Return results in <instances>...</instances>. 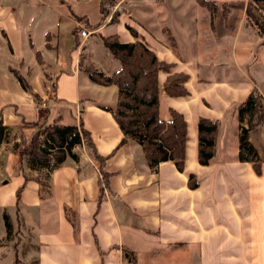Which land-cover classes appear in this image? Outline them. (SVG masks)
<instances>
[{
  "label": "crops",
  "instance_id": "0c3cea01",
  "mask_svg": "<svg viewBox=\"0 0 264 264\" xmlns=\"http://www.w3.org/2000/svg\"><path fill=\"white\" fill-rule=\"evenodd\" d=\"M85 1L0 0V264H264V159L259 174L236 160L233 116L252 88L264 89V32L243 56L234 46L239 40H247V46L248 34L242 19H231L236 10L243 14V6L224 0H205L220 1L215 8L195 0H132L121 21L124 28L102 35L107 23H90ZM115 1L120 7L126 0ZM77 24L95 31L91 36L100 48L101 36L116 34L122 43L137 39L159 61L172 64L171 72L188 76L189 95L182 98L166 96V75H157L158 117L166 121L171 109L186 124L182 172L171 162L151 169L139 145L119 144L122 133L105 110L114 108L117 89L92 83L83 70L90 64L109 76L118 66L103 47L95 53L90 38L78 47L77 38L74 46ZM226 61L252 65L261 76L242 85L197 79V63L214 68ZM206 89H213L209 98L214 100L205 102ZM228 107L231 123L216 141L219 158L199 166L196 121L220 123ZM55 119L62 126L80 121L101 161L81 144L73 148L76 159L65 157L47 172L13 152L20 138L28 144L39 127ZM257 139L263 148L264 133ZM229 141L230 158L221 156Z\"/></svg>",
  "mask_w": 264,
  "mask_h": 264
},
{
  "label": "trees",
  "instance_id": "16d2710c",
  "mask_svg": "<svg viewBox=\"0 0 264 264\" xmlns=\"http://www.w3.org/2000/svg\"><path fill=\"white\" fill-rule=\"evenodd\" d=\"M195 2L204 8L215 6L213 2L205 0ZM115 4H117L115 0H99L100 21H104L107 16L110 17L106 25L117 23L119 11L114 10L110 13ZM245 14L259 32H264V0H247ZM76 21L81 22L82 19L77 18ZM83 25L87 24L83 22ZM92 27L90 26L91 29ZM126 30L136 38L132 29L126 26ZM77 31L78 28L73 27L74 46L77 44ZM100 40L103 49L117 62V70L109 76L98 72L90 64L84 65L83 70L92 83L101 86L113 85L117 89L114 108L105 110L110 113L122 133L119 144L128 141L139 145L144 160L151 169L159 163L171 162L178 172H182L187 140L186 124L183 116L171 109L168 110L166 121L158 117L157 75L160 72L166 75L162 84L166 96L182 98L189 95L185 88L188 76L171 72L172 64L159 61L154 52L137 39L131 43H122L116 34H112L101 36ZM16 78L19 79L17 76ZM233 116L238 130L236 160L249 163L254 173L259 174V165L263 159L258 157L256 149L248 141L250 136L254 140L259 137L264 125V104L255 88H252L246 98L235 106ZM243 122L244 126H241ZM219 127L220 123L217 120L201 117L197 119L196 162L199 166H207L215 158ZM81 144L94 159L101 161L102 158L95 153L89 134L83 130L80 121L77 125L62 126L59 120L55 119L51 124L39 127L28 144L20 138L12 150L31 168L42 167L51 172L65 157L76 159L73 148ZM100 174L102 183H106V174ZM193 178L189 175L188 181H192ZM195 185L193 182L189 183L190 187ZM3 221L8 229L6 215H3Z\"/></svg>",
  "mask_w": 264,
  "mask_h": 264
},
{
  "label": "rangeland",
  "instance_id": "374dc122",
  "mask_svg": "<svg viewBox=\"0 0 264 264\" xmlns=\"http://www.w3.org/2000/svg\"><path fill=\"white\" fill-rule=\"evenodd\" d=\"M220 1H218V2H220ZM237 1L236 0L235 1L224 0L225 4H226V2L227 3L228 2L235 3L237 5V9H238V6L239 7L243 6V9H244L243 10V14H241L239 12V10H236L235 14H234V17L232 16L231 19H235L236 16L239 17V21L242 19L243 20V25H241V29L243 28L244 33L248 34V35H245V36H248L247 38H248V42L249 43H248L247 46H245L247 40H242V42H241V40H239L237 42V44L234 46V48L238 52V54L244 56L247 53V50L249 51L250 49H252L253 47H255L257 45V38H255V37H257L256 34H259V33L261 34V32H259V31L257 32L256 30H258V29L253 25L251 19L246 17L245 10H246V5H247V0L241 1L240 3H236ZM129 2L133 3L132 0H126L124 3L120 4V7L118 5H116V4H115L116 7L112 6V8L110 9V13H112L114 10L115 11H119L118 12V16H117L118 18H116V20L118 21V24L117 25L116 24L106 25L105 23H107L109 21V19H110V17L107 16V18L104 21H101V24L105 22L104 24L107 26V29L101 33L102 35H104L106 33L108 34V33L118 32L119 31L118 28H124V26L122 25L121 21L124 19V14H126V10H128V6L127 5L129 4ZM218 2H216V3H217L218 6H220V4H218ZM149 3H150L149 1L146 2V4H149ZM216 3L213 2L214 5ZM83 5L85 7L84 9L86 10L85 13H86V16L88 17L87 18L88 21L91 23V22H93L95 20H96V22H98V20H99V22H100V17L101 16H100V13L98 12V8H97L98 0H87V1L84 2ZM221 6H223V5H221ZM231 7L232 6L230 5V8ZM223 11H225V10H223ZM254 15L256 16L257 13L255 12ZM263 19H264V17H263ZM235 21H236V19H235ZM253 28H255V30H253ZM260 37L264 38V33ZM89 38H90L89 41L92 42V44L97 48L98 52L96 51L95 53H99L101 48H102V46L100 48V44L99 45H95L94 44L95 41L98 42L97 41L98 39L96 38V36H91ZM202 38L203 37H200V40H202ZM263 42H264V39L262 40V43H260V45L264 46ZM205 46H209V45L205 44ZM245 51H246V53H245ZM188 55L190 56L191 53L189 52ZM189 58H191V56ZM196 58H197V56H195V59ZM257 59H258L257 61H254V63H253L254 65L258 64V62L260 61L259 57H257ZM113 62H115L116 66H118L116 61L113 60ZM222 63L223 62H216L214 68L208 67L209 64L204 66L202 64L197 63L199 65V67L195 71V74L197 75V79L200 80V81L204 80L206 82H209V84L219 83V82H222V81H225L226 79H228V82H234V83L236 82L237 84L242 85V84H245L247 81L252 82L254 80V78L259 79L260 76H261V72L260 71H258L259 75L255 71L253 72V69L251 68L252 65L249 66V67H245L244 64L237 65V64H235L233 62H229V61H226L224 64H222ZM220 64H222V65H220ZM200 84H203V83H200ZM261 90H262L261 93H259L257 90L256 91L258 92V94L261 97V100H262V102L264 104V89H261ZM203 94L207 96L205 102H207V100L210 101V99L214 100L213 98H209V97H212V96L215 95V93L213 92V89H210L209 91H207V89H206V90L203 91ZM231 111H232L231 107H228L227 110H224L222 112L223 113L222 115H224V116H223L222 120L220 121L221 124H220V128H219L218 136L231 123V121H230V113H231ZM240 125L244 126V122L242 124H240ZM262 132L264 133V127L262 128ZM250 138H251V142L253 143L252 145L258 147L259 154H260L261 158L264 159V152H263V148L264 147L262 149H260V147H259L260 144H261L260 143L261 139H257L256 138L254 140L252 137H250ZM232 152H234V148L232 147V144L230 142L225 147V149H223L221 156H225V155L229 156V154H230V156H229V158H230L232 156ZM218 158H219L218 156L215 157V159H218ZM215 159L213 161H215Z\"/></svg>",
  "mask_w": 264,
  "mask_h": 264
},
{
  "label": "built area",
  "instance_id": "2783aa9c",
  "mask_svg": "<svg viewBox=\"0 0 264 264\" xmlns=\"http://www.w3.org/2000/svg\"><path fill=\"white\" fill-rule=\"evenodd\" d=\"M76 27L78 28V31H77V38H78L77 47H78V46H81L83 44V42L85 40H87L91 35H93L95 31H90L87 28H85L84 26H81L78 24L76 25ZM74 149H76V148H74Z\"/></svg>",
  "mask_w": 264,
  "mask_h": 264
}]
</instances>
